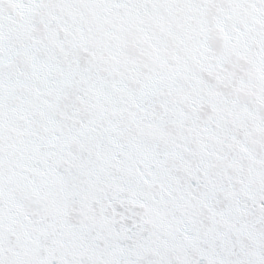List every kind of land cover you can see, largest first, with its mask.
I'll return each instance as SVG.
<instances>
[{
	"label": "snow or ice",
	"instance_id": "obj_1",
	"mask_svg": "<svg viewBox=\"0 0 264 264\" xmlns=\"http://www.w3.org/2000/svg\"><path fill=\"white\" fill-rule=\"evenodd\" d=\"M0 264H264V0H0Z\"/></svg>",
	"mask_w": 264,
	"mask_h": 264
}]
</instances>
